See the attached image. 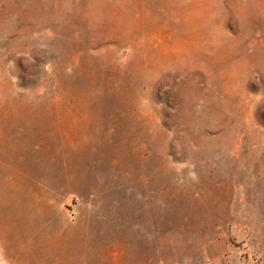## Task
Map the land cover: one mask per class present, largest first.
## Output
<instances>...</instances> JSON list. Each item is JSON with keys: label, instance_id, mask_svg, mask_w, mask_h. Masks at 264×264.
Returning a JSON list of instances; mask_svg holds the SVG:
<instances>
[{"label": "rangeland", "instance_id": "rangeland-1", "mask_svg": "<svg viewBox=\"0 0 264 264\" xmlns=\"http://www.w3.org/2000/svg\"><path fill=\"white\" fill-rule=\"evenodd\" d=\"M0 264H264V0H0Z\"/></svg>", "mask_w": 264, "mask_h": 264}]
</instances>
